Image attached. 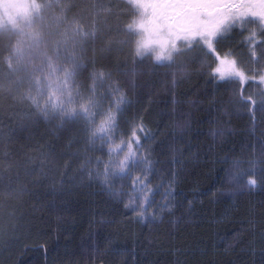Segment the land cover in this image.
Returning a JSON list of instances; mask_svg holds the SVG:
<instances>
[{"label": "trees", "instance_id": "obj_1", "mask_svg": "<svg viewBox=\"0 0 264 264\" xmlns=\"http://www.w3.org/2000/svg\"><path fill=\"white\" fill-rule=\"evenodd\" d=\"M136 19L127 0H39L28 25H0V264H264V87L214 79L216 60L195 45L164 64L135 57ZM252 29L216 44L250 78L264 70ZM109 84L130 101L124 139L125 121L152 137L136 150L153 162L143 221L125 205L144 172L113 178L110 194L96 177L108 146L80 115L108 107Z\"/></svg>", "mask_w": 264, "mask_h": 264}, {"label": "snow or ice", "instance_id": "obj_2", "mask_svg": "<svg viewBox=\"0 0 264 264\" xmlns=\"http://www.w3.org/2000/svg\"><path fill=\"white\" fill-rule=\"evenodd\" d=\"M127 3L129 7L137 10L141 17L127 24L125 29L128 34L140 37L136 40L134 50L135 57L140 59L151 52L158 64L170 62L171 53L179 51L176 46L177 41L183 40L186 48L195 45L216 60L212 69L214 79L218 81L235 80L242 83L248 77L237 67L234 58L230 59L220 55L216 44L233 30L244 31L245 26L253 22L256 24V29L250 30L246 38L248 47L253 49L250 55L255 58L256 45L264 44V41L257 39V29L260 35L264 36V0H127ZM157 48L168 54L156 53ZM73 75L74 73L67 74L69 77ZM259 79L264 83V74H261ZM104 83L101 75V86H104ZM92 91L95 92V88ZM107 97L111 99L107 108H101L99 105L92 109L86 105L80 106V115L89 139L92 141L99 139L108 146L110 159L105 164L103 172H96V177L102 178L104 187L110 194L116 195L112 192L111 180L116 177L123 178L132 168H141L145 175L137 177L135 181L140 185V195L138 199L130 197V202L125 207H131L138 218L143 221L147 219L146 213L152 206V197L155 194L150 187V181H147V174L152 171L153 162L148 156L137 157L136 150L144 147L140 142L141 136H144L145 140L152 137L145 132L142 122L125 121L124 123L129 125V130L128 139H124V133L118 130L121 128L120 118L124 116L130 101L120 86L116 84H109ZM248 102V98H242V103L247 104ZM251 104L254 105L255 101H251ZM50 107L53 112L63 113L65 111L55 101ZM261 111L264 112V100L261 101ZM67 119H76L74 109L69 111ZM114 137L118 138L120 143L117 144ZM113 155L123 158L117 159L113 165L111 159ZM109 165H112V170L109 169ZM246 183L252 188L255 187L256 180L249 179ZM135 191L136 188L133 187V192ZM167 194H170V190Z\"/></svg>", "mask_w": 264, "mask_h": 264}, {"label": "rangeland", "instance_id": "obj_3", "mask_svg": "<svg viewBox=\"0 0 264 264\" xmlns=\"http://www.w3.org/2000/svg\"><path fill=\"white\" fill-rule=\"evenodd\" d=\"M38 7H39V0H0V25L17 27L21 24V27H24L28 25V23L30 22L29 19L31 18L32 15L35 14ZM140 18L141 17L139 15V19ZM176 46L178 49L181 46H184V41L183 40L177 41ZM155 52L162 55L168 54L167 52H162L158 48L155 50ZM174 53L176 52H172L171 54L173 55ZM237 67L243 71V69L239 66L238 63H237ZM261 74H264V71L260 72V74H258L255 79L258 80L264 87V83H262L259 79ZM245 83L246 81L242 82V84Z\"/></svg>", "mask_w": 264, "mask_h": 264}]
</instances>
